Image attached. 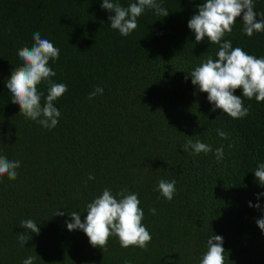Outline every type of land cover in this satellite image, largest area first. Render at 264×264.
Instances as JSON below:
<instances>
[{
	"label": "trees",
	"instance_id": "trees-1",
	"mask_svg": "<svg viewBox=\"0 0 264 264\" xmlns=\"http://www.w3.org/2000/svg\"><path fill=\"white\" fill-rule=\"evenodd\" d=\"M131 2L119 0L124 7ZM157 2L169 14L146 10L123 37L110 28L102 0H0V155L21 161L17 179L0 178V264L29 256L34 264H199L212 234L223 237L225 264H264V233L256 224L264 216V186L254 174L264 163V102L241 97L250 106L241 119L211 111L207 93L185 80L219 50L207 38L197 44L188 28L205 0ZM253 2L257 20L264 18V0ZM242 28L241 15L223 39L264 57V32L249 38ZM37 31L60 49L49 67L52 80L68 86L55 102L61 116L51 130L18 114L6 87L22 65L17 50L31 47ZM96 86L103 95L89 100ZM38 90L47 95L46 84ZM189 139L213 151L185 152ZM221 146L224 159L217 162ZM160 179L176 180L171 201L154 190ZM125 187L139 194L152 237L146 250L121 248L115 237L104 249L93 247L83 231L67 229L70 212L83 222L87 203L104 188L115 195ZM58 209L65 214L54 216ZM26 219L40 233H27L22 247L17 237Z\"/></svg>",
	"mask_w": 264,
	"mask_h": 264
},
{
	"label": "clouds",
	"instance_id": "clouds-1",
	"mask_svg": "<svg viewBox=\"0 0 264 264\" xmlns=\"http://www.w3.org/2000/svg\"><path fill=\"white\" fill-rule=\"evenodd\" d=\"M101 8L109 11L108 20L110 28L117 30L123 37L129 36L138 27V17L146 10H154L156 15L165 17L169 11L162 7L157 0H135L127 7L122 6L119 0H102ZM253 0H205L198 6V14H194L188 21V28L195 34V42L201 43L205 38L211 44L219 45L216 58L209 56L190 73L185 80L191 77V83L200 92L207 93V100L213 105L211 111L222 110L232 119H241L249 115V107H244L241 97L248 100L255 98L256 102H264V57L257 58L244 51L241 47L233 48L231 40L223 39L226 34L233 31V26L238 17L242 15V32L251 38L256 33L264 32V18L257 20ZM264 16V14H261ZM34 43L31 47L23 46L17 50V55L22 65L16 67L6 82V87L11 94V103L19 105L18 114L25 119L34 121L43 128L54 129L61 116L60 110L55 106L56 101L68 90L64 83H56L52 77L56 72L49 67V61L59 59L60 49L55 47L48 39H42L39 31L33 33ZM223 41V42H222ZM47 85V95L38 90V85ZM237 89H242V96L234 95ZM104 89L96 86L88 96L92 100L97 95H103ZM43 98V103H42ZM217 135L224 140L229 139V134L222 129L216 130ZM231 147V144H229ZM183 151L192 155H207L212 152V147L206 143L189 139L183 146ZM217 162L224 159L223 146L215 150ZM21 166L20 160H9L0 155V178L5 175L9 180L18 177L17 169ZM260 186H264V163H260L254 171ZM91 174L88 180H94ZM176 180L160 179L155 191L167 201H171L176 194ZM139 194L129 192L122 188L113 195L109 188H104L102 193L87 203L84 221L80 213L73 211L69 215L71 222L65 221L69 231L81 230L89 239L93 247L104 249L110 237L119 241L121 248L130 246L146 250L152 237L146 226L142 224L144 211L140 207ZM264 196V193H259ZM159 199V197H158ZM249 207H253L249 202ZM257 209L260 205H254ZM155 215L156 209H149ZM65 213L55 212L54 216H63ZM256 224L264 233V216L256 220ZM20 227L25 233H18V241L23 247L31 239L27 233H40L38 224L32 219L22 220ZM223 237L212 234L206 243L199 264H225V249ZM36 257L29 256L22 264H34Z\"/></svg>",
	"mask_w": 264,
	"mask_h": 264
}]
</instances>
